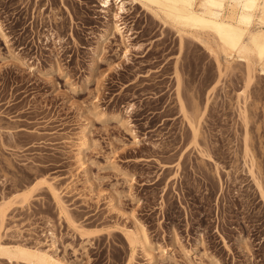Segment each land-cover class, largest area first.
<instances>
[{"label":"rangeland","instance_id":"rangeland-1","mask_svg":"<svg viewBox=\"0 0 264 264\" xmlns=\"http://www.w3.org/2000/svg\"><path fill=\"white\" fill-rule=\"evenodd\" d=\"M99 1L0 0V201L52 181L89 233L68 226L40 185L26 205L9 209L1 241L47 247L51 232L69 264H127L122 229L135 219L167 250H156L153 264H264V195L243 159L247 131L264 171V76L247 86L241 63L219 76L201 45L180 43L126 2L124 58L111 30L116 6L103 13ZM242 91L246 103L237 99ZM181 103L189 119L200 117L198 141ZM132 264L150 263L137 249Z\"/></svg>","mask_w":264,"mask_h":264},{"label":"bare ground","instance_id":"bare-ground-1","mask_svg":"<svg viewBox=\"0 0 264 264\" xmlns=\"http://www.w3.org/2000/svg\"><path fill=\"white\" fill-rule=\"evenodd\" d=\"M99 2L103 13L107 12L112 4L116 6L117 10L113 17L114 22L111 26V30L113 35H117L121 39L124 46V58L127 57L129 53L128 46L130 45L128 36L129 30H127L125 27L126 25L124 26V23L121 22V15L126 11V2L132 6H139L155 20L160 21L163 26L174 30L180 43L187 38L201 45L207 51V54L212 56L213 61H215L220 73L219 76H221L223 71L227 72L234 63L243 64L247 86L256 73L264 76V0H100ZM0 33L2 34L1 27ZM222 57L224 58V63L221 61ZM19 64L23 65L21 62H19ZM30 70L32 71L33 69L30 68ZM245 93V91H242L237 94V99L242 98L246 103L247 97L245 98ZM90 110L95 118L102 121L103 115L98 111V107L95 103L91 105ZM181 111L184 114V118L188 120L193 139L196 141L200 135L198 132L199 127H197V120L200 118L197 116L199 115L197 114L198 111L196 112L195 110V114H197V118L195 119L194 117H191V119L188 118L182 107V103ZM245 113V108H242L240 117L242 115L241 118L246 123L248 118H246ZM122 125L128 126L129 123L124 120L122 121ZM258 128L259 127H257V129ZM80 132L81 137L78 151L82 150L83 152V149L85 150L88 147L89 139L87 137L88 133L86 127ZM132 136L133 143H137L138 140L133 133ZM243 141V159L248 158V173L251 175L260 195L263 197V183L259 182L260 179L256 178L255 175L258 174L264 178V171H262L260 161L256 158L254 150L251 147V138L247 131H245ZM258 144L260 153H263V146L260 140ZM199 154L201 157L211 158L210 155L205 154L203 151H200ZM80 155L81 152L77 156V162H80L78 165H80L81 169L85 170L84 162ZM6 164L8 167H11L8 160H6ZM254 171H257V174H254ZM40 185L44 186L47 194L52 198L53 204L57 207L60 217L64 219L67 225L81 237H87L89 233H87L84 228L80 227L81 225L78 226V224H75V220L72 219L73 217L70 215L71 213H69L70 211H68L69 209L65 201H63L61 197V191L56 188L52 181L45 179L39 184L34 183L30 185L26 190L19 191L18 193L16 192L8 198L3 197V199H1L0 230H2V225L5 222V217L9 209L15 205L19 206V208L26 205ZM133 222V228L122 229V235L131 248V254L127 264H132L134 252L137 249L144 254L150 264H153L155 258L154 252L157 250L163 255L167 253V250L160 245H153L148 239V235H146L145 227L143 228L141 223L135 219ZM49 236L52 243L47 247H42L38 244L34 246H25L15 243L4 244L2 242L3 240L1 241V239L4 238H1L3 237L1 236L0 260H4L10 264H69L63 257H59V255L56 254V249L54 248L55 241H53L54 235L52 236L50 232ZM174 242L179 243L176 236H174Z\"/></svg>","mask_w":264,"mask_h":264}]
</instances>
